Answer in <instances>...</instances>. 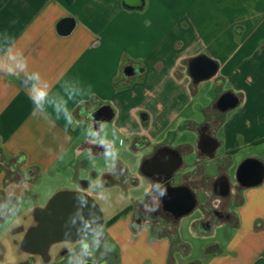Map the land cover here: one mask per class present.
Returning a JSON list of instances; mask_svg holds the SVG:
<instances>
[{
	"label": "crops",
	"instance_id": "0c3cea01",
	"mask_svg": "<svg viewBox=\"0 0 264 264\" xmlns=\"http://www.w3.org/2000/svg\"><path fill=\"white\" fill-rule=\"evenodd\" d=\"M70 18L77 25L63 35L59 25ZM200 56L212 60L217 71L198 83L190 64ZM127 67L141 71L126 75ZM25 79L47 86L42 107L33 104L31 89L21 84ZM115 80L131 86L117 89ZM226 95L235 103L221 106ZM53 101L64 102L71 122L63 111L55 112ZM103 104L112 107L110 124L124 139L121 149L110 150L116 153L111 157L79 150L91 130L88 113ZM203 131L219 142L212 158L198 146ZM163 146L183 156L171 184H192L198 199L178 231L189 217L193 236L223 232L228 238L202 245L203 258L195 262L264 264V0H0V225L8 224L0 230V264L42 263L17 252L31 213L40 206V194L34 193L40 174L70 171L76 189L96 196L103 180L119 178L116 168L135 175ZM129 154L140 166H133ZM85 156L104 163L101 170L92 169L91 179L83 178ZM257 172L260 181L244 178L243 173ZM223 176L233 183L246 180L236 200L218 199L215 185ZM126 185L133 189L129 181ZM148 189L147 183L144 194ZM141 196H128V205ZM220 201L235 219L203 230L204 212ZM28 202L32 210L24 207ZM131 220L132 214H125L103 233L121 249L115 263L168 264L167 226L175 221L135 231ZM124 232L148 239L126 246Z\"/></svg>",
	"mask_w": 264,
	"mask_h": 264
},
{
	"label": "water",
	"instance_id": "95a60500",
	"mask_svg": "<svg viewBox=\"0 0 264 264\" xmlns=\"http://www.w3.org/2000/svg\"><path fill=\"white\" fill-rule=\"evenodd\" d=\"M77 21L74 18L65 20L59 25V32L63 35L70 34L76 27ZM139 67H127L124 70L126 75H135L139 73ZM217 71V67L212 60L200 56L190 64V72L195 82H201L212 78ZM30 80H23L21 84L27 86ZM229 99L222 101L220 105L227 106L235 103V99L229 95ZM88 121L91 125V130L85 141L91 140L96 145H99L98 152L91 154H104L113 149L112 144L108 139L109 146L99 143L102 135L103 126L105 123H110L114 117V111L108 104L101 105L98 109L88 113ZM143 114L141 118H143ZM219 142L203 131L199 140V148L201 152L212 158ZM165 152V151H164ZM165 154L164 171L168 175L170 181L174 179L176 173L183 166V156L173 150L167 149ZM254 176L244 174L246 180L260 181V172ZM216 186L221 188V193H227L229 188V178L227 176L220 177ZM166 200L169 205L175 208L178 213H191L195 210L198 199L194 192L187 186H180L177 189H171L166 194ZM203 207L200 205V208ZM202 209V208H201ZM104 211L100 204L95 199V196L84 190H69L63 189L57 191L44 206H37L33 209L32 222L24 231L22 239L18 243L17 252L20 255L26 254L29 257H39L44 264H50L54 258L52 254L53 246L60 243H76L83 241L99 232L105 225ZM63 253L62 255H64ZM87 264H95L88 262ZM189 264H198L191 262Z\"/></svg>",
	"mask_w": 264,
	"mask_h": 264
},
{
	"label": "rangeland",
	"instance_id": "374dc122",
	"mask_svg": "<svg viewBox=\"0 0 264 264\" xmlns=\"http://www.w3.org/2000/svg\"><path fill=\"white\" fill-rule=\"evenodd\" d=\"M101 139H108L112 144L117 146V151L121 149L122 143L124 142L121 141L119 134L117 131L111 126L110 123H105L102 131V135L100 137ZM116 155V153H115ZM126 156V154H124ZM111 157V156H110ZM89 156H85L82 160V166L81 168L83 169V178H92V169L96 168L101 170V168L104 166L103 162H96L92 158V161H90ZM127 158H130L133 162V166L135 167L138 163V161L132 156V154H129ZM135 164V165H134ZM140 166L139 163L137 167ZM70 171L59 173V174H40L38 179L35 182V188H34V193L40 194L39 196L41 197L39 199V204L40 206L46 205L48 200L59 190L63 189H69V190H77L76 188L78 187V184L76 183H71L68 180ZM178 182V180H176ZM146 185L147 182L146 180L142 182L141 185L133 187V189L128 190L127 186H119V185H112L108 188H105L103 186H97L94 189L95 192V199L98 201L100 204L102 210L104 211V217H105V223H107L109 220H111V217L114 218L117 215H121V217L124 216V211L128 209V196H140L143 195L146 192ZM100 194V195H99ZM39 206V205H38ZM25 208H30L32 210L34 208V205H31V203H24ZM188 221H190V218H184L182 219V227L181 230L178 231L181 234V241L186 242L189 246V250H182V249H172V251L169 253V256L172 255L174 258V262L172 264H175L176 261H179V264H189L191 262L199 261L203 258V252H202V245L212 243L215 239H219L226 243L228 241L227 235L223 232H219L215 237L213 238H201V237H196L193 236L191 233L190 226L188 225ZM28 223V222H27ZM26 223V224H27ZM7 224L6 223L0 225V230L5 228ZM8 225V224H7ZM117 232L120 233L124 229L123 224L118 226ZM21 228H19V231ZM106 230V229H105ZM105 230L102 232L104 233ZM107 234V233H105ZM11 236L9 233L6 234ZM145 235V234H144ZM142 235L141 237H138L137 239H134L133 234H130L129 232H124L121 235L122 241L128 245L134 244L133 242L137 240V243H144L147 241L148 236L147 235ZM107 236V235H106ZM103 235L101 233H98L91 237H89L85 242L84 245L86 244L88 246V257L92 259L93 261L101 262V259L104 255V253L110 248L112 249V252H116L115 250H119L120 252V257L117 260V258H112L110 257L109 259H105L102 261L101 264H116V261H119L121 258V249L118 246L117 242L112 241L108 236V240L104 241L102 239ZM4 243L10 244L11 241L8 239L3 240ZM79 254V251L76 250L74 251L71 255H69L70 258L65 259L64 261L58 262L54 261L51 264H74L76 255ZM168 256V258H169ZM42 264V263H41ZM170 264V263H168Z\"/></svg>",
	"mask_w": 264,
	"mask_h": 264
},
{
	"label": "flooded vegetation",
	"instance_id": "af4514ba",
	"mask_svg": "<svg viewBox=\"0 0 264 264\" xmlns=\"http://www.w3.org/2000/svg\"><path fill=\"white\" fill-rule=\"evenodd\" d=\"M229 95H226L223 97L221 102L225 101L226 99H229ZM104 127V126H103ZM211 135V133H208ZM212 136V135H211ZM109 146V144H107ZM91 150L92 153L98 152L99 145H96L93 141L87 140L84 141V143L80 147V152L82 150ZM167 149H171L168 146H163L161 149L153 156L148 157L145 159V161L141 164V166L138 168L137 173L135 175L129 174V172L125 169H115V173L119 175L118 179L110 178L108 180H103L102 184H117L119 186H127L126 183L129 181L131 188L139 186L142 184L143 180L149 184L148 192L141 197H138L134 204L132 206H128V209H126L124 212L126 214L131 213L132 214V220H131V226L135 231H139L143 226L145 225H158L159 222H166L169 218L173 221L176 220V217L181 214L178 213V211L169 205V202L166 200V194L171 190L169 185L171 183L170 178L167 174L164 173V171L167 170V167H165L164 164L160 163V158H165V152ZM165 151V152H164ZM206 156H208L206 154ZM246 181L244 178H241L239 182L233 183L229 179V188L227 193L223 194L221 193V188L219 186L215 185V192L220 195L218 199L221 198L222 195L228 196L230 199L236 200L238 197L241 196V193L243 191V182ZM160 184L163 186V188L166 189V192L163 196L159 195V192L156 191L155 185ZM189 189L192 191L194 190V186L192 184L186 185ZM83 188L88 187V183L84 182L82 183ZM198 204H196V207ZM227 203L225 201H220L217 203L215 207H213L210 211L204 212L203 219L199 222V226L205 230H212L217 225L224 223L229 220H234L235 217H233L231 214H228L227 212ZM162 227V226H161ZM104 228V227H103ZM102 228V229H103ZM102 229L97 232L101 233L103 235L102 239L104 241L108 240V237L104 235L102 232ZM88 239V238H87ZM83 240L76 243H60L52 248V254L54 256L52 262L54 261H64L65 259L69 258V255H71L74 251L78 250L79 254L76 255L75 264H78V261L83 259L85 264L88 262H93L95 264H101L102 261L105 259H109L112 257L113 252H105L101 262H95L91 260L87 255L83 254V245L84 242L87 240ZM65 253L64 255H62ZM34 258V257H30ZM51 262V263H52ZM50 263V264H51Z\"/></svg>",
	"mask_w": 264,
	"mask_h": 264
},
{
	"label": "clouds",
	"instance_id": "9594fccd",
	"mask_svg": "<svg viewBox=\"0 0 264 264\" xmlns=\"http://www.w3.org/2000/svg\"><path fill=\"white\" fill-rule=\"evenodd\" d=\"M24 66H25L24 64H17V67H20V68H23ZM11 71H12V69L10 68L9 72H11ZM27 87H29L31 89L30 98L36 107H42V105L44 103L48 102V91H47L46 85L43 87H40V86H37V85L29 82ZM52 106H53L56 113H60L63 111L65 117L68 119L69 122H71L72 117H71L70 113H68L66 107H64V102L53 101ZM99 143L101 145H105V146L107 145V141L104 139H101L99 141ZM106 155L107 156H114L115 153L108 151V152H106ZM155 189H156V191L159 192L160 196H163L166 192V189L163 188V186H161L160 184H156ZM87 252H88V246L85 244V245H83V254L87 255ZM78 264H85V262L83 261V259H81L80 261H78Z\"/></svg>",
	"mask_w": 264,
	"mask_h": 264
},
{
	"label": "trees",
	"instance_id": "16d2710c",
	"mask_svg": "<svg viewBox=\"0 0 264 264\" xmlns=\"http://www.w3.org/2000/svg\"><path fill=\"white\" fill-rule=\"evenodd\" d=\"M128 86H131V85H126L124 83L120 84V82L118 80H115V87L117 89H123V88L128 87ZM8 163H9V161L6 163V165L10 166ZM169 187H170V189H175V188L177 189L179 186H174V185H172L170 183ZM123 214L125 215L126 213L124 212ZM187 214L188 213L179 214L176 217L174 225L167 226L169 229L166 228V229H168V234H169V236L171 238V251L174 248L182 249L184 251L190 249V246L187 243L182 242L180 240V236H179V232H178V223H179L180 219L183 216L187 215ZM120 217H121V215L119 214V215L115 216L114 218H112L111 220H109L107 223H105L104 228L102 229V231H104L110 224L112 225V223L115 222ZM166 224L167 223H165L164 225H166ZM115 251L116 252H113L112 258H117V260H118L119 257H120V252H119V250H115ZM106 252H112V249L109 248ZM173 262H174V258H173L172 255H170L169 258H168V263L172 264Z\"/></svg>",
	"mask_w": 264,
	"mask_h": 264
}]
</instances>
